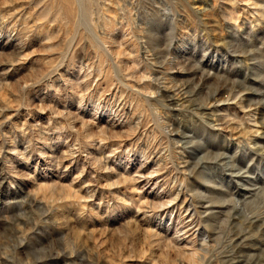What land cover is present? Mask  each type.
I'll return each instance as SVG.
<instances>
[{
  "label": "rangeland",
  "instance_id": "1",
  "mask_svg": "<svg viewBox=\"0 0 264 264\" xmlns=\"http://www.w3.org/2000/svg\"><path fill=\"white\" fill-rule=\"evenodd\" d=\"M0 264H264V0H0Z\"/></svg>",
  "mask_w": 264,
  "mask_h": 264
}]
</instances>
